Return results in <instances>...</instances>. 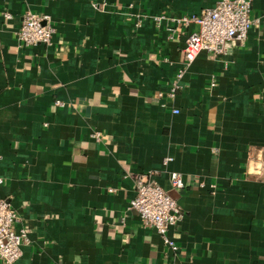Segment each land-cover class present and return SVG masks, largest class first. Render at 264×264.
<instances>
[{
    "label": "crops",
    "instance_id": "1",
    "mask_svg": "<svg viewBox=\"0 0 264 264\" xmlns=\"http://www.w3.org/2000/svg\"><path fill=\"white\" fill-rule=\"evenodd\" d=\"M218 1L0 0V198L29 235L16 264H264V0L243 43L180 79L184 36L151 20ZM27 12L48 16L50 45H19ZM150 171L183 212L176 251L129 209Z\"/></svg>",
    "mask_w": 264,
    "mask_h": 264
},
{
    "label": "built area",
    "instance_id": "2",
    "mask_svg": "<svg viewBox=\"0 0 264 264\" xmlns=\"http://www.w3.org/2000/svg\"><path fill=\"white\" fill-rule=\"evenodd\" d=\"M253 0H219L213 8L203 10L198 15L169 17L165 14L152 16L157 28L164 22L171 36H184V65L178 71L177 79L182 78L201 52L224 55L228 44L233 40L243 43L253 26L251 19ZM5 20H10L8 12ZM49 18L44 14L27 12L17 31V39L22 47L50 45L54 35ZM216 82L210 84L211 90ZM57 104H62L57 102ZM179 113V110H174ZM159 171L139 174L134 197L129 202V209L135 210L142 225L156 231L164 242L176 251V243L168 237L171 228L176 227L183 218L178 202L156 181ZM171 185L182 191L185 184L178 173H171ZM4 180L0 177V185ZM19 214L8 198H0V261L2 264H16L22 256V247L29 242L28 231L19 227Z\"/></svg>",
    "mask_w": 264,
    "mask_h": 264
}]
</instances>
